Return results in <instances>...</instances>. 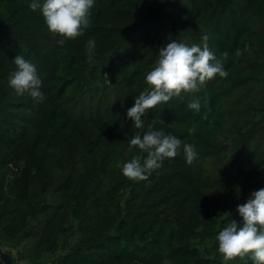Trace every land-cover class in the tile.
Returning <instances> with one entry per match:
<instances>
[{
    "label": "trees",
    "instance_id": "obj_1",
    "mask_svg": "<svg viewBox=\"0 0 264 264\" xmlns=\"http://www.w3.org/2000/svg\"><path fill=\"white\" fill-rule=\"evenodd\" d=\"M30 2L0 0V245L13 262L253 264L225 261L216 236L264 188V0H95L83 35L64 45ZM205 35L228 76L147 110L135 128L126 110L159 48ZM16 55L36 65L42 100L9 86ZM197 97L199 112L188 107ZM149 126L197 156L188 164L181 147L129 180L117 164L139 154L129 140Z\"/></svg>",
    "mask_w": 264,
    "mask_h": 264
},
{
    "label": "clouds",
    "instance_id": "obj_2",
    "mask_svg": "<svg viewBox=\"0 0 264 264\" xmlns=\"http://www.w3.org/2000/svg\"><path fill=\"white\" fill-rule=\"evenodd\" d=\"M95 0H31L29 7L39 10L48 31L53 36L62 37L57 43L64 45L66 40L83 35L90 23V10ZM208 36H203V45L171 40L158 51V56L145 75L148 85L134 97V104L126 110L135 128L144 127L147 110L166 104L181 92H198L200 88L217 75L226 78L223 59L217 58L207 45ZM94 40L87 41L88 60L93 59ZM239 54V53H237ZM227 57V53L223 54ZM16 69L9 73L8 84L18 96L27 94L35 100H42V80L37 67L26 61L22 55L13 58ZM188 107L200 111L199 98H194ZM194 129H189V133ZM183 149L185 160L191 164L197 156L195 147L184 143L162 129L149 126L142 134L135 133L128 143V151L139 150L130 159L118 163L123 176L132 181L147 180L150 174L161 167L166 158H175ZM236 211L242 223L232 219L216 236L218 252L225 261L249 256L253 264H264V188L253 191L246 202L238 204Z\"/></svg>",
    "mask_w": 264,
    "mask_h": 264
},
{
    "label": "water",
    "instance_id": "obj_3",
    "mask_svg": "<svg viewBox=\"0 0 264 264\" xmlns=\"http://www.w3.org/2000/svg\"><path fill=\"white\" fill-rule=\"evenodd\" d=\"M0 264H15L12 256L7 253L0 245Z\"/></svg>",
    "mask_w": 264,
    "mask_h": 264
},
{
    "label": "crops",
    "instance_id": "obj_4",
    "mask_svg": "<svg viewBox=\"0 0 264 264\" xmlns=\"http://www.w3.org/2000/svg\"><path fill=\"white\" fill-rule=\"evenodd\" d=\"M46 257H47V255L43 256V258H42L43 261L41 263H39V264H48L49 261L47 260ZM15 264H32V263H30V262H28L26 260H17L15 262Z\"/></svg>",
    "mask_w": 264,
    "mask_h": 264
},
{
    "label": "rangeland",
    "instance_id": "obj_5",
    "mask_svg": "<svg viewBox=\"0 0 264 264\" xmlns=\"http://www.w3.org/2000/svg\"><path fill=\"white\" fill-rule=\"evenodd\" d=\"M49 264V263H48ZM50 264H52V263H50Z\"/></svg>",
    "mask_w": 264,
    "mask_h": 264
}]
</instances>
